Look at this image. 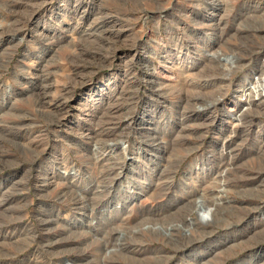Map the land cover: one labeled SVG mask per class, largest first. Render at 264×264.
Masks as SVG:
<instances>
[{
    "label": "rangeland",
    "instance_id": "rangeland-1",
    "mask_svg": "<svg viewBox=\"0 0 264 264\" xmlns=\"http://www.w3.org/2000/svg\"><path fill=\"white\" fill-rule=\"evenodd\" d=\"M263 62L264 0H0V264H264Z\"/></svg>",
    "mask_w": 264,
    "mask_h": 264
},
{
    "label": "bare ground",
    "instance_id": "bare-ground-1",
    "mask_svg": "<svg viewBox=\"0 0 264 264\" xmlns=\"http://www.w3.org/2000/svg\"><path fill=\"white\" fill-rule=\"evenodd\" d=\"M78 21V20H77ZM75 25V24H74ZM77 27V26H76ZM90 29V28H89ZM71 32H73V36L75 35V34H78V30L76 29V28H73L72 29V27H71ZM80 36V35H79ZM81 37V36H80ZM72 40V39H71ZM71 42V41H70ZM74 44V43H73ZM72 45V44H71ZM76 46V45H75ZM72 47H73V45H72ZM76 50V49H75ZM77 52V51H76ZM31 53V55H32V52H30ZM73 53V52H72ZM76 54V53H75ZM35 55V54H34ZM32 57H34L33 55H32ZM38 57V56H37ZM42 58V57H41ZM264 63V62H263ZM225 67H228V64L227 63H225V64H223ZM46 67V66H45ZM61 67V66H60ZM170 68H173V67H170ZM229 69V68H228ZM224 71V70H223ZM262 73H264V72H262ZM264 75V74H263ZM263 77V76H262ZM264 79V78H263ZM263 79L262 78H260V76H257V77H253V81H250V82H248L246 85H242L241 86V90H240V98L239 99H237V101H236V106L238 107V110L239 111H241L242 110V107H244L245 105H249V104H261L262 102L264 103V81H263ZM51 85V84H50ZM93 102H94V100H93ZM250 108V107H249ZM248 109V108H247ZM238 111V112H239ZM242 113V112H241ZM243 113H244V111H243ZM230 117L233 119V121H240V117H241V115L239 114V113H231L230 114ZM242 121V120H241ZM239 123V122H238ZM36 140V139H35ZM32 142V141H31ZM122 145H120V149L122 150V152L123 153H125V152H127V145H125V143H121ZM31 146V145H30ZM29 146V147H30ZM38 146V145H37ZM226 146V145H225ZM96 147V146H95ZM36 148V147H35ZM111 150V149H110ZM35 151V150H34ZM115 151V150H114ZM103 152H104V150H103ZM229 152H231V151H229ZM228 152V153H229ZM226 152H224V154H225ZM36 155V154H35ZM114 155V154H113ZM221 155V154H220ZM93 156V155H92ZM34 157V156H33ZM111 157H112V155H111ZM35 158V157H34ZM94 158H96V157H94ZM120 158V157H119ZM123 158V157H122ZM104 160V159H103ZM112 160V159H111ZM95 161H96V159H95ZM102 161V160H101ZM101 164V163H100ZM224 169V168H223ZM227 170V169H226ZM219 171V170H218ZM224 171V170H223ZM66 171H64V173H65ZM217 173V172H216ZM220 174H222V173H220ZM219 176V175H218ZM223 176H225V174L223 175ZM216 177V176H215ZM18 178V177H17ZM55 179V178H54ZM218 179H220V178H218ZM21 180V179H20ZM23 181V180H22ZM15 183H17V182H15ZM22 183V182H21ZM50 184H52L53 186H55L56 188H62L64 185H66V184H70V183H72L71 181H70V183L69 182H67V180H65V181H51V182H49ZM73 184V183H72ZM16 186V185H15ZM14 186V187H15ZM206 195V194H205ZM202 203V202H201ZM215 203V202H214ZM207 204V203H206ZM209 205V204H208ZM203 207H201V208H199L198 210H199V212H198V217L197 218H194V217H192L191 215V217H190V221L191 222H193V223H195L196 225H198V226H205V225H209L210 223H211V221L208 219L209 218V216H211V215H213V209H214V207L213 206H206V205H202ZM218 206V205H217ZM257 208V207H256ZM258 208H259V206H258ZM194 209V208H193ZM187 216V215H186ZM248 220H249V218H248ZM260 220V219H259ZM189 221V222H190ZM263 221V220H262ZM188 224V223H187ZM189 224H191V223H189ZM192 225V224H191ZM195 225V226H196ZM142 229V228H141ZM174 230V229H173ZM173 232V231H172ZM122 250V249H121ZM37 257V256H36ZM38 259V258H37ZM32 261V260H31ZM167 261V260H166ZM21 263V262H20ZM66 264H72L71 262H66Z\"/></svg>",
    "mask_w": 264,
    "mask_h": 264
}]
</instances>
